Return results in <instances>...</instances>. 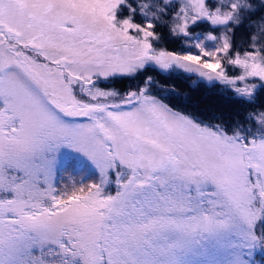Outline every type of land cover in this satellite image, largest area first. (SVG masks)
Returning a JSON list of instances; mask_svg holds the SVG:
<instances>
[{"label": "snow or ice", "instance_id": "1", "mask_svg": "<svg viewBox=\"0 0 264 264\" xmlns=\"http://www.w3.org/2000/svg\"><path fill=\"white\" fill-rule=\"evenodd\" d=\"M0 264H264V0H0Z\"/></svg>", "mask_w": 264, "mask_h": 264}, {"label": "trees", "instance_id": "2", "mask_svg": "<svg viewBox=\"0 0 264 264\" xmlns=\"http://www.w3.org/2000/svg\"><path fill=\"white\" fill-rule=\"evenodd\" d=\"M242 34L239 31L237 33L238 36ZM174 46L169 43V47ZM145 75H152L157 81L152 88L154 93L173 107L186 112L199 115L217 113L229 117L236 112L243 114L247 107L236 103L232 93L223 91L219 85L212 87L197 79H187L183 73L169 74L150 70ZM128 83V81H118L115 86L123 90Z\"/></svg>", "mask_w": 264, "mask_h": 264}, {"label": "rangeland", "instance_id": "3", "mask_svg": "<svg viewBox=\"0 0 264 264\" xmlns=\"http://www.w3.org/2000/svg\"><path fill=\"white\" fill-rule=\"evenodd\" d=\"M196 79H197V80H199L198 78H196V77H193V80H196ZM258 258H259V257H258Z\"/></svg>", "mask_w": 264, "mask_h": 264}]
</instances>
